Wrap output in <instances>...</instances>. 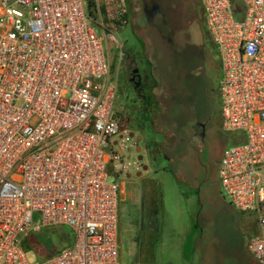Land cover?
<instances>
[{
  "label": "built area",
  "instance_id": "obj_1",
  "mask_svg": "<svg viewBox=\"0 0 264 264\" xmlns=\"http://www.w3.org/2000/svg\"><path fill=\"white\" fill-rule=\"evenodd\" d=\"M196 1L219 60L221 128L235 136L217 182L256 219L246 248L264 264V0ZM127 26L126 0H0V264H119L109 169L126 174L138 142L115 115L99 31L121 49ZM47 227L71 243L33 261L23 239Z\"/></svg>",
  "mask_w": 264,
  "mask_h": 264
},
{
  "label": "rangeland",
  "instance_id": "obj_2",
  "mask_svg": "<svg viewBox=\"0 0 264 264\" xmlns=\"http://www.w3.org/2000/svg\"><path fill=\"white\" fill-rule=\"evenodd\" d=\"M161 1L156 19L146 23L137 17L141 40L130 25L136 23L131 16L135 13L134 0H126L128 26L118 36L121 49L107 31H99L108 65L107 79L116 88L115 115L130 131L145 126L146 144L152 146L146 155L136 149L124 155L130 164L127 174L131 179L137 177L134 165L141 159L155 181L161 213L156 250L163 264H255L246 245L259 233L256 219L229 206L216 178L220 156L235 145V136L221 128L219 60L209 36L203 32L202 12L196 0H185L183 6L193 20L184 22L185 27L176 32H167L162 25L167 23L165 7L172 1L180 4V0ZM180 15L178 9L170 11L173 20ZM196 55L204 59L203 78L199 77ZM133 69H138L142 79L148 77L136 93L129 83ZM144 95L150 99V123L143 117L146 107L139 102ZM137 118L141 123L138 126L134 122ZM108 180L120 183L111 169ZM126 206L125 200L118 204L119 264L128 263L139 237L136 234L131 238L128 228L133 225L138 231L141 226L137 212L129 214ZM33 220L40 225L39 217ZM70 243L71 235L64 227L38 229L23 239L29 258L37 262L58 254Z\"/></svg>",
  "mask_w": 264,
  "mask_h": 264
},
{
  "label": "crops",
  "instance_id": "obj_3",
  "mask_svg": "<svg viewBox=\"0 0 264 264\" xmlns=\"http://www.w3.org/2000/svg\"><path fill=\"white\" fill-rule=\"evenodd\" d=\"M144 97H146V95H144ZM140 101L143 103L142 98H140L139 102ZM134 122H137L135 123L137 126L141 124L139 123V118L134 119ZM130 133L138 142L135 148L136 151H143L144 155H146L148 153L146 149V129L143 127V129L139 128L138 130L130 131ZM139 143H142L141 148L138 147ZM140 161L141 159H138L137 163L139 164V168H136L137 177L131 179L130 175L127 173L118 175V180L120 181L119 202L122 203V201L125 200L127 202L126 207L129 208L127 212L130 214L136 211L137 213L135 216L139 217L141 220L140 230L137 231V228H134L133 225L127 230L128 234H131V238L139 234V237L134 243L133 253L127 258V264H131L132 260L134 264H163V260L161 256H158L156 250L161 225V213L159 212L160 202L157 193L155 194V181L150 177L151 173L149 168L143 167ZM141 169L144 170L143 174H140ZM125 185L127 187H125Z\"/></svg>",
  "mask_w": 264,
  "mask_h": 264
},
{
  "label": "flooded vegetation",
  "instance_id": "obj_4",
  "mask_svg": "<svg viewBox=\"0 0 264 264\" xmlns=\"http://www.w3.org/2000/svg\"><path fill=\"white\" fill-rule=\"evenodd\" d=\"M184 1L185 0H180V4H175L172 1L170 4H168L167 7H165L166 8L167 23H168L167 24L166 22H163V24H162L165 27V31H167V32L171 31L172 33L176 32L177 30L183 28L182 25L185 27L186 23H184V22L188 23V22H191L193 20V18H194L193 16H192V18L188 17V12L183 6ZM161 4H162L161 0H134L133 8H134L135 13H132L131 16H132V20L136 19V23H134V24L132 23L130 25H132L133 33L137 37V39L141 40V38H142L141 37L142 27H140L137 24V20H138L137 17L139 18L140 21L146 22V23H148V21H150V20L156 19L158 16V12H159ZM174 9L180 10L181 15L178 18H174V20H173V18H171V16H170V11L174 10ZM135 31H136V33H135ZM158 33L161 36L162 31L158 30ZM168 40L170 43L173 42L172 39H170V38H168ZM201 48H202V46H201ZM187 50L188 49H186L185 51H187ZM196 57H197V63L199 65V69H200L199 77L203 78L202 63H203L204 59L200 55H196ZM146 78H148V77H146ZM146 78L142 79V77L140 76L141 84L143 81L146 80ZM136 80L137 79L135 78V81ZM131 85L133 87L134 93H136L137 90L134 89V83H131ZM202 97H204V96H202ZM159 156H161V155H159ZM154 163L155 162H152V164H154Z\"/></svg>",
  "mask_w": 264,
  "mask_h": 264
},
{
  "label": "water",
  "instance_id": "obj_5",
  "mask_svg": "<svg viewBox=\"0 0 264 264\" xmlns=\"http://www.w3.org/2000/svg\"><path fill=\"white\" fill-rule=\"evenodd\" d=\"M135 78L137 79L136 81H135ZM129 83H134V89L137 90V91H139V88L141 86V80H140V76H139L138 69H133L132 70V72H131V78L129 79Z\"/></svg>",
  "mask_w": 264,
  "mask_h": 264
},
{
  "label": "trees",
  "instance_id": "obj_6",
  "mask_svg": "<svg viewBox=\"0 0 264 264\" xmlns=\"http://www.w3.org/2000/svg\"><path fill=\"white\" fill-rule=\"evenodd\" d=\"M142 98H143V103L142 104L146 107V108H144L143 116H144L145 121L150 123V118H149L150 117V113H149V110L147 109V107L149 105L148 100H150V99H148L147 97H144V96H142ZM144 128H146V127L144 126ZM146 149L149 151L150 149H152V146L147 144L146 145Z\"/></svg>",
  "mask_w": 264,
  "mask_h": 264
}]
</instances>
